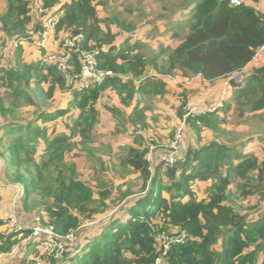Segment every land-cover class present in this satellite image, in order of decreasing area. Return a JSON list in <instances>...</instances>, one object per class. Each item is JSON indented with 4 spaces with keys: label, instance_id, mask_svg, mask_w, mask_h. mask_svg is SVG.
<instances>
[{
    "label": "trees",
    "instance_id": "1",
    "mask_svg": "<svg viewBox=\"0 0 264 264\" xmlns=\"http://www.w3.org/2000/svg\"><path fill=\"white\" fill-rule=\"evenodd\" d=\"M120 1L123 7H115L114 15L101 18L100 13L112 7L111 0H42L43 8L60 4L58 32L82 35L81 47L98 50L99 66L114 71V76L101 85L71 90L57 67L42 60L20 63L18 69L0 68V154L11 163L7 177L25 181L23 207L39 205L60 234L82 232L85 223L94 222L98 213L107 214L98 225L96 221L91 226L90 234L84 233L77 244L68 247L61 259L45 261L155 264L161 251L157 235L178 229L188 237L171 247L165 264H257L260 253L259 264H264V211L252 217L248 208L236 203L239 198L247 200L256 195L264 199V146L260 153L248 151L246 147L255 138L249 137L247 142L235 135L229 139L225 136L233 125L264 122V65L245 72L248 74L240 82L232 78L234 91L219 108L186 118L185 123L198 136L203 127L220 128L223 137L189 148L171 164L159 161L151 165L145 159L147 148L129 147L120 164L139 175L135 186H140L141 194L120 209L110 205L109 188H95L79 177L75 161L82 154L75 150H86L93 143L102 91L115 90L123 106L129 107L137 96L164 94L167 83L159 75L188 79L199 76L214 82L242 73L264 45V13L244 2L234 7L227 0H154L163 14L159 15L165 28L162 36L170 40L148 53L139 39L115 43L118 33L111 30V25L122 32H134L131 25L125 24L126 14L132 12L125 6L130 0ZM31 12L30 0H7V10L0 14V50L14 38L21 42L32 39L36 27L30 29L34 21ZM16 49L21 54L22 46ZM73 57L79 68L77 52L73 51ZM32 84L46 99L57 91L69 90L67 107L52 113L39 112L35 118L13 119V111L6 105L13 101L16 106L24 99L33 105L32 97L27 96ZM44 85L47 89L42 88ZM186 103L185 98L182 109ZM108 110L120 113V118L133 124L143 123L146 118L139 102L127 117L116 107ZM183 114L184 110L180 111L182 118ZM58 118H65L62 131L57 127ZM88 154L95 156L94 151ZM199 182L207 184L204 197L196 193ZM28 232L23 229L1 236L0 253L10 251L18 242L17 234L26 236ZM220 241L223 247L217 250ZM37 244H29V252L37 254Z\"/></svg>",
    "mask_w": 264,
    "mask_h": 264
},
{
    "label": "rangeland",
    "instance_id": "2",
    "mask_svg": "<svg viewBox=\"0 0 264 264\" xmlns=\"http://www.w3.org/2000/svg\"><path fill=\"white\" fill-rule=\"evenodd\" d=\"M243 2L263 9L264 0H243ZM111 3L112 7H110L108 11H103L100 15L101 18L106 15H114L115 7H123L122 1L120 0H111ZM125 6L128 7L126 9H131L132 11L126 14L127 18L125 24L131 25V28L134 31L133 38L139 39L144 45V50L148 53L159 49V46H154V44L162 39V32L165 31V28L161 25L163 20L159 17V15H163L161 14L159 4L152 2V0H130ZM126 9H124V11H126ZM157 25H161V27H158ZM63 40L62 42L64 44L65 41ZM168 40H170L169 37L165 36L163 43ZM30 47L35 51L33 46ZM62 49L59 50V52H61ZM36 57L37 56H35V53L33 52L26 57V60L33 61ZM149 72L152 73L153 69L149 68ZM159 78L167 83L164 94L159 97L149 98L140 96L137 100V102L141 103L146 114V118L143 123L140 124H133L129 120L120 118V113L115 114L112 112V114L109 112L108 107L116 106V108L120 109L121 112H124V116L127 117V115L130 114L131 108L135 105L132 101L130 108L121 107L119 99L115 96L114 91L112 89L104 90L99 102L100 122L98 121L96 125L97 128L92 132L93 143L87 145L86 150L84 147L78 149V151L82 153L76 159L79 167V177L83 178L95 188H109L112 193L110 205L115 207L116 210L123 207L124 203L133 201L136 196L140 194V186L133 188H131V186H123L125 184L131 185V182L133 181L136 183L137 180H132L135 179L136 175L134 171L126 169L120 164V158L125 154L129 147L132 145L134 147L142 146L147 148L148 151L150 146H154V161L156 163L160 161L163 152H166L170 142L179 134H181L182 138L181 147L178 153L180 157H183L189 148L202 146L203 138L207 140L212 137H223V131L220 128L209 130L203 127L201 128L200 136H198L187 126L186 123H183L184 119L181 117L180 111L184 110V113H186V105L188 102H194L202 107H210L214 109L219 108L220 106H217L220 101L217 103L215 98L219 97L221 91H223L224 77L214 82H205L199 76L188 79L182 78L180 75H159ZM39 91L40 89L33 87L28 91L30 92V95L27 93V96L32 97L33 101L36 103L35 106H26V103H28L26 99H24L23 105L20 103L16 104L18 108H21L25 117H32L33 115L38 114L39 110H54L65 106L66 99L62 94H56L54 98L48 100L42 97ZM195 93H197V95L192 98L191 95ZM185 98L187 99V103L182 109V104ZM6 100L12 101L10 96H7ZM222 113L223 112L221 111L219 114ZM232 121L233 123H236L235 118H233ZM64 122V119L59 120L61 125ZM253 134L259 137H261V134H264V122H255L253 124H244L242 126L233 125L232 127L227 128L225 136L229 139L230 136L235 135L237 137L236 139H239ZM197 137H199V141ZM262 145H264V139L262 140L259 138L257 144H250L249 147L260 151ZM90 151H94V157H91L88 154ZM147 151L145 153H147ZM4 162L11 167L10 160L7 162L5 159ZM98 174L99 178L95 181L94 178H96ZM17 181L23 183L25 186V181H22L21 178L17 177ZM206 186V183H198L196 188L198 197L205 196L204 190ZM7 189L8 188L0 187V195H4V192L7 191ZM236 203H241L242 207L248 208L246 211L250 212L252 217H256L264 211V199L260 195L253 196L247 200L239 198L236 200ZM33 211L39 212L42 216L45 215V213L40 210L39 205H34L32 208L23 211V218L28 219L31 217L32 213H34ZM105 217H107V214L104 215L98 213L95 216L94 223L86 224L89 226H85V229H83L81 233L93 228L91 226H93L96 221V224L98 225L103 219H105ZM5 218L6 217L0 219L2 220L0 226H2L3 219ZM0 233H3L1 228ZM10 233L13 232L10 231ZM78 233L79 232H77V234ZM81 233H79V235ZM81 235H84V233ZM24 237V233L18 234V242H21ZM222 247V242L215 246L216 249ZM20 250L14 255L5 256L0 261V264L20 263L22 257V255H19ZM47 263L48 262L46 261L43 262V264Z\"/></svg>",
    "mask_w": 264,
    "mask_h": 264
},
{
    "label": "built area",
    "instance_id": "3",
    "mask_svg": "<svg viewBox=\"0 0 264 264\" xmlns=\"http://www.w3.org/2000/svg\"><path fill=\"white\" fill-rule=\"evenodd\" d=\"M227 1L231 6L234 7L241 6L243 3V0ZM57 12H54L50 15V31H56ZM82 38V35L72 36L67 41L64 51L60 53L46 52L43 55V62L48 65H55L62 74L66 86L71 90H89L101 85L104 81L110 77H113L115 74L114 71L105 70L99 66L97 58L98 50H86L81 47L80 42ZM73 51L77 52V58L80 60L79 68H76ZM263 55L264 45H262L257 50L252 60L257 61ZM245 72L246 71H244V73ZM241 74L242 73L236 74L235 78L241 77ZM226 84L229 88L230 82H227ZM224 94L226 95L227 91H225ZM224 99L219 102L217 107L222 105ZM213 110L214 108L202 107L201 105L194 102H188L186 105V114H184L183 117V123H185L186 118L190 115H200L206 111ZM181 140V134L177 135V137H175V139L168 145L166 152H163L160 161L171 164L175 163L179 158H181L178 155L181 147ZM154 151L155 147L150 146L147 153H145V159L151 163V165L155 164ZM24 193L25 190L22 185L17 186L16 193L11 198L13 213L6 219L5 224L11 232H19L23 229H28L29 232L21 242H19L17 245H13L9 252H1L0 260L7 255L15 254L17 251H19V248L21 249L23 247V243L27 241L38 243L37 254L32 257L34 264H43L45 260H50L51 258L61 259L67 248L75 243L77 234L76 231L60 234L57 232L55 226L44 221L42 215L40 214H35L32 217L31 225L27 226L21 220L22 218L20 216V211L18 210L19 204L21 203V198L23 197ZM91 223L94 222L87 221L85 225ZM187 237L188 234L182 230H177L170 233L163 231L159 233L156 237V241L161 251L155 264H165L171 247L173 245L185 242Z\"/></svg>",
    "mask_w": 264,
    "mask_h": 264
},
{
    "label": "crops",
    "instance_id": "4",
    "mask_svg": "<svg viewBox=\"0 0 264 264\" xmlns=\"http://www.w3.org/2000/svg\"><path fill=\"white\" fill-rule=\"evenodd\" d=\"M30 1H31V8H32V12L31 13L34 16V21L32 22V24L30 26V29H32L34 26L36 27V30H34L35 32L30 35L32 37V39L30 41H22L20 43V45L22 46V52H21V54L18 53V51H17L16 48H11L12 46L10 47V41H8V43H6L8 45L6 47H4L3 49L0 50V68H16V69H18V68H20V66H19L20 63H25V64L38 63L39 61L42 60L43 55L46 52H55V51L56 52H59V50L62 49V45H63V48H64V44H63L62 40L64 39L63 41H65L67 39V37L69 36V33H65L64 31H59L58 32L57 29H56V31H50L49 34H48V36L45 39L44 44L41 43V36L39 35V31L40 30L46 29V27H47V19L49 18V15L53 14L54 12L61 11L60 4H57L56 6L52 7L53 9H51V11L49 12V14H45L42 11V9H43V6H42L43 5V2H42V0H30ZM61 1L64 2V0H61ZM152 2H154V0H152ZM256 9H257L258 12L264 13V3H263V9H260V7H258V6L256 7ZM6 10H7V0H0V14H3ZM101 13H100V15H101ZM161 25H157V26L158 27H161ZM103 27H105V26L103 25ZM111 30L114 31V32H116V33H118V37H117V40L115 42L117 45L121 44L124 41V39H128V38L131 39V42H135L136 40H138V39H134L133 38L134 32H131V33L122 32L121 31V28H119L118 26H116L114 24L111 25ZM164 38L165 37H162V39H160L159 41H157L154 44V46L161 45L163 43V39ZM30 46H33L35 48V51ZM33 52L35 53V56H37L36 59L33 60V61H27L26 60V57H28ZM258 65H264V55L262 57H260L259 60H257V61H253L252 60L247 65V67L245 68L244 71H246V72L252 71L253 68H255ZM243 74L246 76L248 73H243ZM245 76H241L239 78H235V76L233 75V76L224 78V81L225 82L223 81V91H221V94L219 95V97L215 98V101H217V103H218L219 101H221L224 98L225 99H228V97L231 95L232 91H234V89L231 86V84H230L229 88L227 87V84H226L227 82H230V80L232 78H235V79H237L236 80L237 82H240L243 78H245ZM205 82H207V81H205ZM33 87H36V85L32 84V87L31 88H33ZM47 87H48L47 85L42 86L43 89H47ZM31 88H29V90ZM107 89H111V88H107ZM113 91H114L115 96L119 99V102H120V106L121 107H124V108H130L131 107V106H129V107L123 106V104L121 102V99L119 98L118 94L116 93L115 90H113ZM225 91H227V94L226 95L224 94ZM70 93L71 92L69 90L64 91V92H61V91H57L56 92V94H62L64 96V98L66 99L65 106L59 107V108L62 109V108H66L67 107V105H68V98H70ZM29 94H30V92H29ZM55 95H53V97H51V98H54ZM196 95H197V93L192 94L191 96L193 98ZM7 96L8 95H6L5 98ZM41 96H42V94H41ZM139 97L140 96H137V99H135L133 101V104L134 105H137V103H138L137 100H138ZM51 98H47V99L50 100ZM100 99H99L98 104H97L98 110L100 108L99 107ZM21 100H23V99H21ZM8 101L11 103L10 100H8ZM20 104L23 105V102L20 103ZM35 105H36V103H33V105H29L28 103H26V106H35ZM6 106H9V108L12 109V111H13V115H12L13 119H30V118H35V116H37V114H36V115H33L32 117H25V115L21 111V108H18L17 105L15 106L14 103H13V101H12L11 104H8ZM110 107H116V106H110ZM108 109H109V107H108ZM55 110L56 109H54V110H49V109L48 110H44L43 109V110H39V112L47 111L49 113H52ZM132 110H133V107L131 108V111ZM60 119H64V121H65V118H58L56 120L57 121V124H58V126H57L58 127V130L59 131H62V130L65 129V122L61 125L59 123V120ZM99 122H100V119H99ZM256 123H260V122L259 121H256ZM48 125H51V124H48ZM242 125H244V124H242ZM96 128H97V126H96ZM249 137L255 138L256 140L253 143H249L248 144V146L246 147L248 149V151L255 150V151H257V153L261 152V149H260V151H258L255 148H250L249 145L250 144L253 145L255 143L257 144V140L259 138L263 140L264 139V134H261V137L256 136V135L253 134L251 136H246L244 138H239L238 140H242V141H246L247 140V142H248V139H250ZM216 138H218V137H216ZM197 139H198V137H197ZM212 139H214V138L212 137V138H209L207 140H205V138H203L202 139L203 142L202 141H200V142H202V145H204V144H208ZM198 141H199V139H198ZM262 146H264V145H262ZM131 147H134V146L132 145ZM196 147H199V146H195L194 148H196ZM75 151L78 152V150H75ZM5 159H6V157L4 156V154H0V187L8 188L7 191L4 192V195H0V219H2L4 217H6V218L9 217L11 215V213L13 212V207L11 205V198L16 193L17 186L22 185L16 179H14V178H11L10 179V178L7 177V171L9 169V166L7 164H5L6 163V162H4ZM76 159H77V157L75 158V161H76ZM76 163H77V161H76ZM78 170H79V167H78ZM135 174H136L135 175V179H132V180H136L137 179L136 180V183H138L140 181L139 178H138L139 175L137 173H135ZM97 176H99V174ZM136 183L133 181V182H131V185L125 184L124 186L125 187H127V186L130 187L131 186V188H133V187H136L135 186ZM22 187L25 190V186L22 185ZM140 194H138L136 197H138ZM23 197H24V195H23ZM23 197L21 198V203H20V206L18 207L19 208L18 210L20 211V216L22 218L21 220L27 226H30L31 223H32V217L35 214H39V212L33 211L34 213H32V216L31 217H29L28 219L27 218H23L22 213H23V211H25V209L23 207V203H22ZM109 214H111V212ZM42 217H43L44 221L49 222L46 214L44 216H42ZM5 219H3V224H2V226H0V228L2 229V232H3V233H0V237L1 236H4V237L5 236H9L10 234H12V233H10V230L7 228V226L5 224ZM1 222H2V220H0V223ZM90 230L91 229H89V230H87V231H85L83 233L90 234L93 231V229L91 231ZM177 230L178 229L173 230V231H177ZM79 233H81V232H79ZM79 233L77 234V238H76V241H75L74 244H77L78 243L79 238L82 236L81 234H83V233H81L79 235ZM18 243H14L13 245H17ZM0 244H1V239H0ZM29 244H32V242H30V241L29 242L28 241L27 242H24L23 243V247L21 248V250L19 248V250H20V254L19 255L20 256L22 255L21 262L20 263H15V264H31L32 263V257L35 256L36 254H33V252L32 253L29 252V250H28L29 249V246H28ZM220 249H217V250H220ZM17 252H19V251H17ZM261 260H262V254L260 253L259 254V261L257 262V264H259L261 262Z\"/></svg>",
    "mask_w": 264,
    "mask_h": 264
},
{
    "label": "bare ground",
    "instance_id": "5",
    "mask_svg": "<svg viewBox=\"0 0 264 264\" xmlns=\"http://www.w3.org/2000/svg\"><path fill=\"white\" fill-rule=\"evenodd\" d=\"M51 9H53V8H43L42 11H43V13H45V14H49V12L51 11ZM61 15H62V11H58V12L56 13V16H57L56 29H57V23H58V20H59V18L61 17ZM49 19H50V15H49V18L47 19V27H46V29H44V30H40V31H39V35L41 36V43H42V44H44V41H45L46 37L48 36V34H49V32H50ZM72 36H74V35H69V36L67 37V39L65 40L64 48H63L62 51H64V49L66 48L65 45H66L67 41H68ZM20 43H21V41H19V39L14 38V39H12V40L10 41V47L12 46L13 48H16V47H18V46L20 45ZM62 51H61V52H62ZM58 53H60V52H58ZM42 61H43V58H42ZM11 205H12V203H11ZM19 205H20V204H19ZM12 213H13V212H12ZM12 213H11V214H12ZM7 218H8V217H7ZM7 218H6V219H7ZM6 219H5V221H6ZM12 232H13V231H12ZM16 232H17V231H16Z\"/></svg>",
    "mask_w": 264,
    "mask_h": 264
},
{
    "label": "water",
    "instance_id": "6",
    "mask_svg": "<svg viewBox=\"0 0 264 264\" xmlns=\"http://www.w3.org/2000/svg\"><path fill=\"white\" fill-rule=\"evenodd\" d=\"M241 76H245V75L242 73Z\"/></svg>",
    "mask_w": 264,
    "mask_h": 264
},
{
    "label": "clouds",
    "instance_id": "7",
    "mask_svg": "<svg viewBox=\"0 0 264 264\" xmlns=\"http://www.w3.org/2000/svg\"><path fill=\"white\" fill-rule=\"evenodd\" d=\"M242 73H244V72H242Z\"/></svg>",
    "mask_w": 264,
    "mask_h": 264
}]
</instances>
